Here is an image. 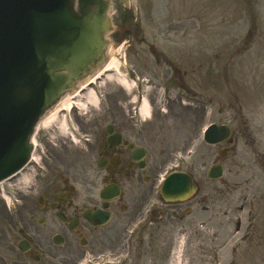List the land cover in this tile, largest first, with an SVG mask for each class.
<instances>
[{"label": "rangeland", "instance_id": "obj_1", "mask_svg": "<svg viewBox=\"0 0 264 264\" xmlns=\"http://www.w3.org/2000/svg\"><path fill=\"white\" fill-rule=\"evenodd\" d=\"M129 1L128 7L112 1L109 11L114 30L119 14V43L109 54L110 59L119 63L118 77L126 78L129 72L139 78V85H162L184 98L182 105H178V98L165 101L167 98L162 97L157 107H166L169 112L158 113L155 106L152 139L148 138L149 130L140 139L152 158L164 159V166L154 173V185L160 183L166 172L186 169L189 163L197 161L204 165L199 177L204 187L211 185L217 189L212 194L214 214L197 215L203 221L199 234L184 235L178 227L164 234L156 229L164 221L156 223L153 252L143 251L131 263L264 264V200L254 205L252 224L257 230L253 228L250 242L245 232L250 215L239 210L245 196L256 193L261 195L257 200L264 198V173L250 170L264 163L252 152L264 151V0H148L151 10L147 16L144 0ZM145 9L147 13V6ZM174 71L179 75L185 73L182 79L195 96L175 88L178 82ZM133 76L126 78L128 84L135 79ZM152 89L148 94L159 93ZM142 117L148 120L145 115ZM211 123L227 124L234 131L232 144L226 145L228 151L234 152L225 159L223 178L214 185L206 183L205 174L217 157L213 152L217 148L199 140L201 130ZM191 127L198 130L197 146L187 150L195 153L185 160L184 151L194 143ZM67 151L77 148L69 147ZM228 181L229 188L228 184L222 185ZM156 191L154 188L153 201ZM238 219L242 228L235 232ZM177 225L181 226L178 222ZM149 239L146 232L145 246Z\"/></svg>", "mask_w": 264, "mask_h": 264}, {"label": "flooded vegetation", "instance_id": "obj_2", "mask_svg": "<svg viewBox=\"0 0 264 264\" xmlns=\"http://www.w3.org/2000/svg\"><path fill=\"white\" fill-rule=\"evenodd\" d=\"M96 92L101 97L98 105L87 106L82 114L74 112L69 121L79 142L82 138L85 150L62 151L68 148L69 135H42V149L29 167L30 184L14 181V197L28 210L0 211V264H78L85 255L96 260L107 252L116 253L117 259L119 228L124 219L140 234L154 230L156 223L163 220V226L156 228L162 233L178 227L184 234H197L203 224L197 215L212 212L214 202L195 173V197L153 206L150 216L144 217L143 207L151 188L141 183L148 186L154 182L157 165L149 161L150 157L139 160L133 155H139L135 153L140 149L139 137L149 125L140 124L132 115L130 99L119 87ZM109 125L121 142L109 145ZM123 141L132 148L124 146ZM215 152L223 159L228 155V151ZM255 152L264 161V153ZM194 166L197 163L191 169ZM261 166L264 169V163ZM115 188L117 196L111 198ZM104 191L110 198H102ZM253 198L254 195L247 206L250 219L246 234L251 232L254 220ZM244 208L243 205L240 210ZM85 211L90 212V218H83ZM108 227L114 233H107ZM114 259H102L96 264H119V259Z\"/></svg>", "mask_w": 264, "mask_h": 264}, {"label": "water", "instance_id": "obj_3", "mask_svg": "<svg viewBox=\"0 0 264 264\" xmlns=\"http://www.w3.org/2000/svg\"><path fill=\"white\" fill-rule=\"evenodd\" d=\"M108 7L107 0H0V181L26 163L38 119L104 63ZM228 134L211 126L205 140ZM190 182L169 176L163 196L190 194Z\"/></svg>", "mask_w": 264, "mask_h": 264}, {"label": "bare ground", "instance_id": "obj_4", "mask_svg": "<svg viewBox=\"0 0 264 264\" xmlns=\"http://www.w3.org/2000/svg\"><path fill=\"white\" fill-rule=\"evenodd\" d=\"M116 67H117V65H116V63L115 62H113L112 60L109 62V63H107L106 65H105V70L104 71H106V72H109V71H112V70H115L116 69ZM111 80H113V78L112 77H110V78H108V81H111ZM119 84H121L122 86H124L126 89H129L130 87L123 81V80H120V79H118V81H117ZM91 92H88L87 93V95H88V97H89V99L91 98ZM62 105V107L64 106V105H66V107L68 108V107H70V101H69V99L68 98H65L64 100H62V101H60L59 102V104H57L52 110H51V113L48 115V116H46L45 118H42L41 119V121L39 122V124H40V127H46L50 122H55V120H56V117H57V115H58V113H59V111H60V106ZM142 110H143V112L145 113V115H147L148 114V104H147V102L145 101L144 103H143V108H142Z\"/></svg>", "mask_w": 264, "mask_h": 264}]
</instances>
